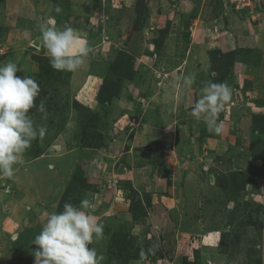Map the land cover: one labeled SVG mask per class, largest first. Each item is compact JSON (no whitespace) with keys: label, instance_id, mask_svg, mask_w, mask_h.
I'll return each instance as SVG.
<instances>
[{"label":"rangeland","instance_id":"obj_1","mask_svg":"<svg viewBox=\"0 0 264 264\" xmlns=\"http://www.w3.org/2000/svg\"><path fill=\"white\" fill-rule=\"evenodd\" d=\"M43 1L48 8L43 12H52L58 26L89 31L94 41L87 40L89 54L77 71H55L43 44L21 33L29 22L0 0V64L15 62L23 69L17 75H31L42 89L36 103L44 101L48 111L42 120L41 113L30 110L45 126L44 138L33 141L13 179L0 177V264H34L32 240L47 214L85 198L96 205L94 215L104 224V238L92 245L103 254L102 264H264V174L255 167L264 155L256 152L264 150V137L251 143V121L248 115L242 118L247 108L249 118L253 111L264 112L253 104L264 106V0H207L201 11V0L187 9L180 0H140V7L137 0H94L105 9L106 31L76 16L79 11L70 12L69 0H54L59 13ZM218 5L222 11H212ZM216 14L222 16L217 24ZM211 29L217 31L206 38ZM201 49L208 60L198 68L194 54ZM216 49L237 50L235 60L241 61L225 81L233 89L232 101L220 114L225 131L208 141L201 140V133L211 134L202 121L182 118L192 117L203 83L215 82L209 57ZM176 55L180 63L193 59L180 70L169 63ZM114 61L119 63L112 67ZM90 68L100 78L87 76ZM189 72L196 82L183 88L180 78ZM108 82L104 93L119 97L100 101V87ZM162 85L172 88L164 92ZM90 113L98 114L97 127L89 124ZM194 135L198 144L190 149L185 140ZM93 139L99 144L93 146ZM249 165L248 176L234 175ZM187 170L194 175L180 184ZM152 176L155 187L136 189L141 182L146 187ZM168 196L182 223L156 204L169 201ZM171 231L182 234L167 235ZM152 247L154 255L147 251Z\"/></svg>","mask_w":264,"mask_h":264},{"label":"clouds","instance_id":"obj_2","mask_svg":"<svg viewBox=\"0 0 264 264\" xmlns=\"http://www.w3.org/2000/svg\"><path fill=\"white\" fill-rule=\"evenodd\" d=\"M56 12H61L59 6ZM40 40L51 67L58 72H75L89 54L78 30L64 24L58 26L54 17L40 24ZM15 62L0 64V177L13 179L16 166L23 163L25 153L33 141L44 138L46 128L37 124L30 114L36 109L41 119L47 120L44 101L36 103L41 85ZM183 88L196 82L195 73L180 78ZM233 99V89L224 82L206 81L199 98L192 106L191 115L204 123L209 133L222 135L225 124L220 114ZM96 205L85 198L79 205L65 202L63 210L47 214L46 221L32 244L34 264H102L104 256L92 245L104 238V224L94 215ZM148 253L155 254L154 247ZM141 257L145 251L141 250Z\"/></svg>","mask_w":264,"mask_h":264},{"label":"crops","instance_id":"obj_3","mask_svg":"<svg viewBox=\"0 0 264 264\" xmlns=\"http://www.w3.org/2000/svg\"><path fill=\"white\" fill-rule=\"evenodd\" d=\"M7 1V3H6V5H8V7H9V9H10V11H12V13H14L15 15H16V17L17 18H20V17H24V20L25 21H28L29 22V25H27V24H25V26L23 27V29H22V31H21V33L23 32V33H25V32H27V33H29V35H34V38H33V41H34V43L36 44V45H39V43L41 42V40H40V35H41V33H40V29H39V26H40V24L41 23H43L44 21H46L48 18H50V17H54L55 18V16L52 14V12H48V13H45V12H43L44 11V9H48L47 8V6H45L44 4H43V2H45V1H43V0H6ZM47 1H49L48 2V6H49V9L50 10H55L56 9V4H55V2H54V0H47ZM70 1V3H69V9H70V12H72V11H75V10H77V11H79L77 14H76V16H80V17H84V18H86V19H88V21L91 23V24H93V25H96V26H98L99 28H100V30H101V28L102 27H104L103 29H102V31H106V27L105 26H107L106 24H107V22L105 21L106 20V18H105V16H106V13H103V11L105 10L104 8H102V7H100L99 6V3L98 4H93V1L94 0H69ZM181 2H183V3H185V7H186V9H187V5H188V7H192V5L194 4V1L195 0H180ZM202 1V5H201V7H200V11L203 9V7H205V9H207V7L209 6L208 4H209V2L207 1V0H201ZM92 2V3H91ZM98 2H99V0H98ZM132 2V1H131ZM67 7V6H66ZM219 10V12L220 11H222V7H220V5H218V6H214L213 7V10H212V8H211V10L212 11H216V10ZM46 11V10H45ZM56 11V10H55ZM185 11V15L186 14H188V13H186V11L187 10H184ZM45 14H47L46 16H44ZM103 14H105V15H103ZM218 14V13H217ZM216 14V20H214V18H213V21L214 22H216V24H217V22H218V20L220 19V17H222L221 15H217ZM223 14H224V12H223ZM235 14H237V13H235ZM42 15V16H41ZM63 17V16H62ZM56 19V18H55ZM103 19V20H102ZM56 21H57V19H56ZM104 21V22H103ZM224 22V21H223ZM122 26V25H121ZM121 26H119V29H124V25L121 27ZM111 27V26H110ZM73 28H75L76 30H78V32L80 33V35H81V37H82V39H83V41L85 42V45L87 46V47H90V44H89V41H87L88 39H90V42H93L94 41V39H91V38H89L88 37V33H89V31H86L85 32V30L84 29H79V28H77V27H75V26H73ZM208 28V27H207ZM210 28V27H209ZM212 29L213 28H215L214 26H213V24H212V27H211ZM112 29H114L113 27H112ZM210 30L209 31V33H208V35L210 34V35H212V33L214 32V31H217V29H214V31L213 30ZM116 29H114V31H115ZM117 31V30H116ZM115 31V32H116ZM206 36V38H209L210 37V35L209 36ZM101 36H102V33H101ZM28 38V37H27ZM102 38V37H101ZM109 41V40H108ZM108 41H105V42H107L108 43ZM114 42H115V39H114ZM113 42V43H114ZM42 43V42H41ZM40 43V44H41ZM97 43H98V41H97ZM106 43V44H107ZM100 44V43H99ZM109 45H110V47H112V43H111V41H110V43H109ZM114 46L116 47V44L114 43ZM37 47H39V46H37ZM188 49V47H185V50H187ZM42 50H45V48L42 46ZM225 50H227V49H225ZM224 50V51H225ZM46 51V50H45ZM109 53H110V51H109ZM177 56V60H173L172 59V56L169 58V63L171 64V65H175V67L176 68H178V69H183L184 70V68L190 63V61L193 59V57H192V59L191 58H189L188 60H186V59H184V58H182V61H181V63H180V59H179V55H176ZM194 58H197L198 59V62H197V67L198 68H202L203 67V65H201V63H203L204 64V62L203 61H206V60H208V55H207V53H206V51L205 50H203V49H201L198 53H195L194 54ZM103 62L105 63V60H103ZM87 65H90V64H87ZM235 65H236V63H235ZM234 65V66H235ZM87 71V70H86ZM96 72H94V71H92L91 70V68H90V70L88 71V73H87V76H91L92 78H97L98 76H96V74H95ZM172 75V74H171ZM173 76V75H172ZM145 77V76H144ZM98 78H100V77H98ZM169 77H167V78H165V79H168ZM177 79L175 78V81H176ZM159 83V82H158ZM176 84H174V86H175ZM164 85H162V87L161 88H159L160 90H162V91H164V92H166V91H168V90H170L172 87H170L169 89H167V86H166V88L165 87H163ZM163 88H165L164 90H163ZM157 90V88H155V90L154 91H152V94H154V95H157V93L156 92H158V91H156ZM245 94V93H244ZM244 94H243V92L241 93V95L244 97ZM246 94H247V97H249L248 96V93L246 92ZM256 98H258V97H256ZM249 102H250V104L253 102L251 99L250 100H248ZM155 103V102H154ZM254 105H256V106H259L260 108H264V106H260L259 104H255V103H253ZM247 110V111H246ZM248 108L247 109H245L244 110V112H242L243 113V115H242V118L244 117V115H248V117H247V121L248 122H250L251 121V117L249 118V113H248ZM250 111V110H249ZM254 112V111H253ZM261 112H263V111H261ZM241 113V114H242ZM188 115V114H187ZM240 115V114H239ZM183 116V115H182ZM191 118H194L193 116L191 117H187V116H185L184 118H182V120L185 122V121H187V120H192ZM240 120V119H239ZM238 120V125L239 126H241V127H244V126H246V127H248L245 123H242L241 121H239ZM242 124H244V126L242 125ZM214 136V135H213ZM213 136H211V137H207V139L206 140H208L209 141V139L210 138H212ZM220 138V137H219ZM204 139V140H205ZM175 140V139H174ZM190 141L191 142H193L192 144L190 143ZM185 143L186 144H188V145H190V149H194L195 148V146L198 144V142L197 141H195V135L194 136H192V137H190V139L188 138L187 140H185ZM175 144H176V142H175ZM191 146H193V147H191ZM191 152H194V150L193 151H191ZM174 154V153H173ZM174 155H176V153L174 154ZM188 155H190V153L188 154ZM191 155H193V153H191ZM163 158H164V155H163ZM182 158V157H181ZM164 161H166V163L168 162V160H164ZM157 164V163H156ZM164 165V164H163ZM167 165V164H166ZM158 166V165H157ZM152 167H155V164H153L152 165ZM158 167H160V166H158ZM161 168V167H160ZM192 169V168H191ZM193 169H195V168H193ZM195 171H197V172H199V168L198 169H195ZM184 172V176L182 177L183 178V180L181 181V182H179L180 184H183L184 183V178H186L190 173H193V175H194V172H190V170H187L186 172L185 171H183ZM152 174H154V172H152ZM196 175V174H195ZM142 178V177H141ZM144 180H148V179H143V180H141V181H144ZM191 181V180H190ZM154 182L156 183V180H154V178H153V176H152V179H151V177H150V179H149V183H147V185H146V187H143L142 186V182L140 183V184H136L137 186V188L136 189H138V190H148L149 188H153V187H155V186H153L154 185ZM173 183V182H172ZM188 183V182H187ZM152 184V185H151ZM180 184H174L173 185V188H171L172 189V192L173 191H175V190H177L176 189V187L178 188L179 187V185ZM150 185V186H149ZM177 195H180V193L179 192H177L176 193ZM174 196H176V195H174ZM168 199H169V201H165V199H161L160 201H156L157 203V205H159V206H161V205H163V208L162 209H164V210H162L163 212H164V215L166 214L167 215V212H169V214H170V217L171 216H173V217H175L176 219L177 218H179L178 219V221L177 222H181L182 223V213H181V211L180 210H178L177 209V207H176V205L175 204H173L171 201H170V199H171V196H168ZM158 200V199H157ZM173 200H175L174 198H173ZM196 205V204H195ZM196 207V206H195ZM198 210V209H197ZM197 210H196V212H197ZM167 211V212H166ZM196 212H194V213H196ZM193 213V214H194ZM194 216H195V214H194ZM172 235V234H177V236L179 237L181 234H182V232H179V233H176V231H171V232H168V234L167 235ZM184 234V233H183Z\"/></svg>","mask_w":264,"mask_h":264},{"label":"trees","instance_id":"obj_4","mask_svg":"<svg viewBox=\"0 0 264 264\" xmlns=\"http://www.w3.org/2000/svg\"><path fill=\"white\" fill-rule=\"evenodd\" d=\"M140 5H141L140 0H137V7H140ZM183 34L185 36V41L188 42L189 31L185 30ZM236 51L237 50H231V51H227V52H222L219 49L210 51L211 57H209V58H210V61H211V70L216 73L215 82H224L225 83L227 77L229 76V72H230L231 67L234 66L237 61H241L238 58H236V60H235V57L238 55V54L236 55ZM216 54H217V56L219 55V58H217ZM220 54H221V56H220ZM127 60L129 61V59H127ZM114 62L112 63V67H114L115 65H117L119 63L118 61L115 62V63ZM39 64H41V63L39 62ZM40 71H41V67L39 69V72ZM112 74H114L113 71H112ZM128 78L132 79L133 75L132 74L129 75ZM111 83L112 82L104 83L100 87V93H99V100L100 101L105 99V101H110L111 102L113 97H117V98L119 97V95L116 94V93H112L111 92L112 94H109V95H106L104 93V90L105 91L109 90V88L111 87ZM246 90H243V91H244L245 95L247 96V94L245 92ZM257 102H258V100H257ZM98 119H100L98 114L90 113L89 124L92 125V126L97 127V125H99V124H97L98 123ZM249 132L251 133V138H252L251 141H250L251 143L253 142L254 139H256V140L263 139V137H264V112H253L252 113V115H251V124L249 126ZM213 135L214 134L211 133L210 135H206L205 136V135H202V133H201V140H204L205 138L213 136ZM90 143L93 146H96V145L99 144V142H98V144L95 142V139H93ZM87 144H88V142H87ZM256 152H259L260 154L261 153L264 154V150H257ZM260 154H258V155H260ZM261 156H263V158H261L262 160L260 161L261 162L260 166H255V167L260 168L261 171L264 174V155H261ZM232 163H233V160L231 159V157L228 158L226 164L228 166H231ZM250 166L251 165L247 166V168L245 170L247 172H245V171L244 172H240L241 174L240 173H234V175H236V176L237 175L248 176L249 175L248 168H250ZM196 215L197 214H195L194 218L196 217ZM115 255L116 254H114V251H112L111 252V256L115 257Z\"/></svg>","mask_w":264,"mask_h":264},{"label":"water","instance_id":"obj_5","mask_svg":"<svg viewBox=\"0 0 264 264\" xmlns=\"http://www.w3.org/2000/svg\"><path fill=\"white\" fill-rule=\"evenodd\" d=\"M184 27H185V29H188L189 28V22H188V20H184Z\"/></svg>","mask_w":264,"mask_h":264}]
</instances>
